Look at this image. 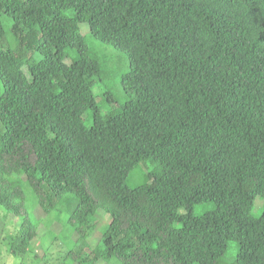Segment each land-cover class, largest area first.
Wrapping results in <instances>:
<instances>
[{
  "label": "trees",
  "instance_id": "1",
  "mask_svg": "<svg viewBox=\"0 0 264 264\" xmlns=\"http://www.w3.org/2000/svg\"><path fill=\"white\" fill-rule=\"evenodd\" d=\"M85 23L127 66L105 111ZM32 205L77 234L59 264H264V0H0L2 240L41 264Z\"/></svg>",
  "mask_w": 264,
  "mask_h": 264
},
{
  "label": "rangeland",
  "instance_id": "2",
  "mask_svg": "<svg viewBox=\"0 0 264 264\" xmlns=\"http://www.w3.org/2000/svg\"><path fill=\"white\" fill-rule=\"evenodd\" d=\"M80 31L84 35L90 53L94 54L99 59L101 66L104 67L102 68L103 72L100 75V79L97 80L94 86V95L99 109L105 111L108 108L115 107L126 97V93L123 92L120 85L119 77L126 70L127 66L117 50L93 39L86 23L80 25ZM7 32L9 33V31ZM71 51H75V48H72ZM150 168L151 165L148 162L138 163L137 167L126 179V184L133 186L140 183L142 174ZM262 207L263 200L260 197H256L251 206V213L257 215L261 212ZM205 208V204H199L194 207V212L200 213ZM29 211L39 221L37 237L33 240L32 245L36 253L40 257H43L41 264H59L67 251V247H73L77 234L69 231L67 236H64L62 233L59 238L52 239L51 233L56 235L61 232V224L54 220L51 215H46L40 207H36L35 205L29 206ZM95 218L97 227L87 238L90 248L94 247L99 241L100 227L107 220L106 216L101 212L97 213ZM16 227H18V221L15 216L9 215L4 219L0 213V264H27V259L11 256L6 250V241L2 240V236L4 235L13 236ZM232 247H234L233 241L229 242L228 253ZM97 264H104V262L100 261Z\"/></svg>",
  "mask_w": 264,
  "mask_h": 264
}]
</instances>
